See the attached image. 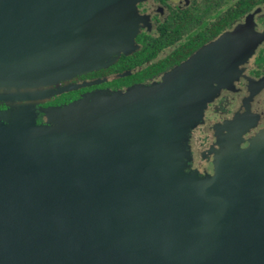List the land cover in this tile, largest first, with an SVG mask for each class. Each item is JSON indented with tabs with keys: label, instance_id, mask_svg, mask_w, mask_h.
Masks as SVG:
<instances>
[{
	"label": "water",
	"instance_id": "95a60500",
	"mask_svg": "<svg viewBox=\"0 0 264 264\" xmlns=\"http://www.w3.org/2000/svg\"><path fill=\"white\" fill-rule=\"evenodd\" d=\"M138 1L0 0V264H264V133L188 169L238 30L158 82L43 105L137 47Z\"/></svg>",
	"mask_w": 264,
	"mask_h": 264
},
{
	"label": "flooded vegetation",
	"instance_id": "af4514ba",
	"mask_svg": "<svg viewBox=\"0 0 264 264\" xmlns=\"http://www.w3.org/2000/svg\"><path fill=\"white\" fill-rule=\"evenodd\" d=\"M136 10L137 47L120 52L106 67L71 77L70 83L96 82L54 95L43 105L69 102L93 90L125 91L158 82L207 44L238 30L240 39L251 43L250 54L213 73V99L189 136L188 169L204 175L227 135L244 141L264 133V0H140ZM241 46L220 43L215 50L240 52Z\"/></svg>",
	"mask_w": 264,
	"mask_h": 264
},
{
	"label": "rangeland",
	"instance_id": "374dc122",
	"mask_svg": "<svg viewBox=\"0 0 264 264\" xmlns=\"http://www.w3.org/2000/svg\"><path fill=\"white\" fill-rule=\"evenodd\" d=\"M66 82H68V81H66ZM65 82H60V84H64ZM191 135V132H190V134H189V136ZM188 144H189V141H188ZM189 151H190V154H191V150H190V146H189ZM189 163V162H188Z\"/></svg>",
	"mask_w": 264,
	"mask_h": 264
}]
</instances>
